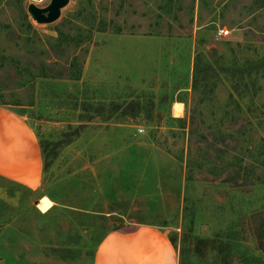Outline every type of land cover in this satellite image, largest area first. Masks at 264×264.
<instances>
[{
    "label": "rangeland",
    "instance_id": "rangeland-1",
    "mask_svg": "<svg viewBox=\"0 0 264 264\" xmlns=\"http://www.w3.org/2000/svg\"><path fill=\"white\" fill-rule=\"evenodd\" d=\"M27 15L32 27L0 0V105L44 145L83 127L44 147L37 188L0 176V264H92L107 232L139 223L176 238L177 264H264V0H68L52 22Z\"/></svg>",
    "mask_w": 264,
    "mask_h": 264
},
{
    "label": "crops",
    "instance_id": "crops-1",
    "mask_svg": "<svg viewBox=\"0 0 264 264\" xmlns=\"http://www.w3.org/2000/svg\"><path fill=\"white\" fill-rule=\"evenodd\" d=\"M43 173V155L31 124L10 107L0 105V176L30 189ZM178 251L155 225L139 223L113 229L99 241L92 264H177Z\"/></svg>",
    "mask_w": 264,
    "mask_h": 264
},
{
    "label": "trees",
    "instance_id": "trees-1",
    "mask_svg": "<svg viewBox=\"0 0 264 264\" xmlns=\"http://www.w3.org/2000/svg\"><path fill=\"white\" fill-rule=\"evenodd\" d=\"M16 4H17V7H18V12L20 13V16H21V19L24 21V22H26V24L29 26V27H32V25H31V23H30V21H29V18H28V15H27V13H26V11H25V9H24V6H22V2H21V0H16ZM57 33H59V35L56 37V39H55V41L56 42H58V44H62L63 42H65L66 40H65V38H64V36L62 37V33H61V30H59V29H57ZM201 55H200V53H197L196 54V60H195V64H194V67H193V74H192V76H193V81H194V83H196V81L198 80V78L200 77V75L202 74V66L200 65V62H199V57H200ZM262 63L264 64V59H262ZM233 86V88L235 89V90H237L238 89V85H232ZM134 101H131V102H129V107L131 108L132 107V109L134 108V106H133V103ZM137 104V103H136ZM138 105V104H137ZM119 108V106L118 105H116V108ZM140 109H137L136 111H133L134 113H133V117H135V116H138V114H139V111ZM121 112L123 113V114H125L126 113V109H125V107H123L122 109H121ZM83 127V124L82 125H79L78 127H76V128H74L72 131H67V132H65L64 133V136L62 137V138H60V139H58V140H55V141H47L46 143H45V145H44V143L43 142H39V144H41L42 143V146H41V151L42 150H45V146H47V145H49L50 143L52 144V146H59L60 144H63V143H68L70 140H71V138H72V136L73 135H78V133H79V131H80V129ZM263 145H264V142H263ZM47 165V163L45 162V164L43 165V166H46ZM169 240L171 241V243L175 246V248H176V238L174 237V236H169ZM198 240H201V238H199ZM203 240V239H202ZM189 243V239L187 238V236L184 234L182 237H181V241H180V244H179V254H180V256H181V263L185 260V258H186V256L189 254V252H190V247L187 245V244ZM188 246V247H187ZM260 248L262 249H264V243L263 244H261L260 243ZM52 250L54 251V250H56V249H54V248H52ZM75 253H73V251L71 252V253H68L67 252V254H64V255H62L64 258H70V257H72V256H75L74 255ZM220 264H228V263H226V260L225 259H222V261H221V263Z\"/></svg>",
    "mask_w": 264,
    "mask_h": 264
},
{
    "label": "water",
    "instance_id": "water-1",
    "mask_svg": "<svg viewBox=\"0 0 264 264\" xmlns=\"http://www.w3.org/2000/svg\"><path fill=\"white\" fill-rule=\"evenodd\" d=\"M67 2L68 0H49V2L43 7H39L34 3H29L27 5V13L36 22H52L59 17L61 7Z\"/></svg>",
    "mask_w": 264,
    "mask_h": 264
},
{
    "label": "built area",
    "instance_id": "built-area-1",
    "mask_svg": "<svg viewBox=\"0 0 264 264\" xmlns=\"http://www.w3.org/2000/svg\"><path fill=\"white\" fill-rule=\"evenodd\" d=\"M36 1H44V0H36ZM217 33L219 37H224L227 34H229V29L228 28H218Z\"/></svg>",
    "mask_w": 264,
    "mask_h": 264
},
{
    "label": "bare ground",
    "instance_id": "bare-ground-1",
    "mask_svg": "<svg viewBox=\"0 0 264 264\" xmlns=\"http://www.w3.org/2000/svg\"><path fill=\"white\" fill-rule=\"evenodd\" d=\"M176 101V100H175ZM174 101V104H173V109L176 113H180V110H181V103L180 102H175ZM183 104V103H182ZM183 108V107H182ZM177 116V115H176Z\"/></svg>",
    "mask_w": 264,
    "mask_h": 264
}]
</instances>
